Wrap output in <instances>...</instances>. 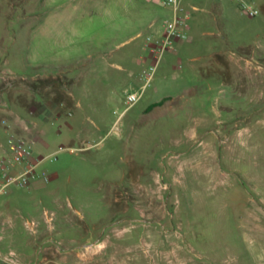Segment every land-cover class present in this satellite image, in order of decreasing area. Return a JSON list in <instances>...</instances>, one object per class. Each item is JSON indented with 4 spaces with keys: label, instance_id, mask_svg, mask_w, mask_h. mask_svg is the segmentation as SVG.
I'll return each instance as SVG.
<instances>
[{
    "label": "rangeland",
    "instance_id": "374dc122",
    "mask_svg": "<svg viewBox=\"0 0 264 264\" xmlns=\"http://www.w3.org/2000/svg\"><path fill=\"white\" fill-rule=\"evenodd\" d=\"M254 1L184 0L188 37L151 71L168 7L0 0V154L15 130L50 177L0 192V263L264 264Z\"/></svg>",
    "mask_w": 264,
    "mask_h": 264
},
{
    "label": "built area",
    "instance_id": "2783aa9c",
    "mask_svg": "<svg viewBox=\"0 0 264 264\" xmlns=\"http://www.w3.org/2000/svg\"><path fill=\"white\" fill-rule=\"evenodd\" d=\"M161 6L168 7L171 14L164 20L163 31L158 37L147 36L146 42L149 54L153 57L154 63L150 66L152 71L163 53L167 50L174 51V44L187 39V13H184V0H153ZM238 8L250 17L260 13L259 6L254 0H232ZM192 8H195L192 6ZM149 78V75L148 77ZM140 97V93H129L127 101L135 102ZM3 126L7 127L6 119L2 120ZM24 130L28 129L25 125ZM0 154V192L8 186L15 184L19 186H28L30 182L39 178L43 182H48L50 177L45 174H37L35 167L38 160L32 157V151L27 145V141L22 134L15 130H8L4 143L2 144ZM46 219L50 220L51 215L45 211ZM37 223L27 221L26 226L35 230Z\"/></svg>",
    "mask_w": 264,
    "mask_h": 264
},
{
    "label": "crops",
    "instance_id": "0c3cea01",
    "mask_svg": "<svg viewBox=\"0 0 264 264\" xmlns=\"http://www.w3.org/2000/svg\"><path fill=\"white\" fill-rule=\"evenodd\" d=\"M0 223L3 224V221L1 220ZM3 229H4V227H2V231H3ZM14 263H16V262H13V264ZM0 264H2V263H0Z\"/></svg>",
    "mask_w": 264,
    "mask_h": 264
},
{
    "label": "trees",
    "instance_id": "16d2710c",
    "mask_svg": "<svg viewBox=\"0 0 264 264\" xmlns=\"http://www.w3.org/2000/svg\"><path fill=\"white\" fill-rule=\"evenodd\" d=\"M156 104H154L153 106H155Z\"/></svg>",
    "mask_w": 264,
    "mask_h": 264
}]
</instances>
